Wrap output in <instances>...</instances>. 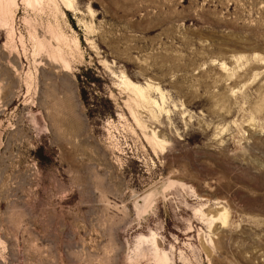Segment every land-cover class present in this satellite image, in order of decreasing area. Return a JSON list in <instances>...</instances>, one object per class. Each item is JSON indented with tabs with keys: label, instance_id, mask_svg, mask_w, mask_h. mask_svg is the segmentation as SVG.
Segmentation results:
<instances>
[{
	"label": "rangeland",
	"instance_id": "rangeland-1",
	"mask_svg": "<svg viewBox=\"0 0 264 264\" xmlns=\"http://www.w3.org/2000/svg\"><path fill=\"white\" fill-rule=\"evenodd\" d=\"M0 264H264V0H0Z\"/></svg>",
	"mask_w": 264,
	"mask_h": 264
},
{
	"label": "bare ground",
	"instance_id": "bare-ground-1",
	"mask_svg": "<svg viewBox=\"0 0 264 264\" xmlns=\"http://www.w3.org/2000/svg\"><path fill=\"white\" fill-rule=\"evenodd\" d=\"M127 84H128V86H130L131 87V89L133 90L132 92L135 94V96H136V98L137 99H139L140 101H143V102H148L149 103V101H148V99H147V97H146V95H145V92L143 91V88L140 86V85H136V84H133V83H131V82H128L127 81ZM152 136H153V140H152V142L154 141V143H156V144H159L160 142H161V140H160V138L157 136V133H156V131H153L152 132ZM149 140V139H148ZM153 143V144H154ZM146 197V196H145ZM148 198H150V196L149 197H147L146 199L148 200ZM154 199V198H153ZM149 201H150V199H149ZM145 204H146V201L144 202ZM149 205H151V204H149ZM148 205V206H149ZM147 206V207H148ZM145 208V207H144ZM153 208V207H152ZM149 212V211H148ZM140 213H142V212H140Z\"/></svg>",
	"mask_w": 264,
	"mask_h": 264
}]
</instances>
